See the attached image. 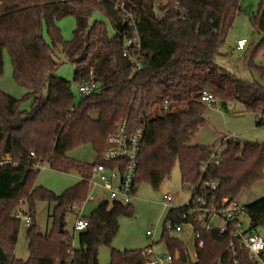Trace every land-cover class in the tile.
I'll return each instance as SVG.
<instances>
[{"label":"trees","instance_id":"obj_1","mask_svg":"<svg viewBox=\"0 0 264 264\" xmlns=\"http://www.w3.org/2000/svg\"><path fill=\"white\" fill-rule=\"evenodd\" d=\"M118 1L125 13L114 10ZM240 11V0H0V75L6 51L14 81L27 89L17 98L0 88V162L11 161L0 166V264H99L101 246L110 247L108 264H145L143 248L111 247L119 219L133 215L132 204L101 201L86 217L89 225L78 233L77 247L59 230L67 208L84 201L92 167L121 120H126L128 133L142 132L136 189L147 183L158 190L175 164L183 187L201 177L216 180L218 198L236 200L264 178V143L227 141L218 163L211 146L193 143L206 124L204 91L223 108L240 103L255 116L257 126L264 125V66L254 63L256 53L264 50V0L250 16L261 38L246 61L259 79L244 80L217 63ZM94 12L105 20L90 21ZM68 16L75 18V28L72 38L64 40L58 21ZM130 16L141 39L139 70L122 55ZM60 50L75 64L71 81L55 75L59 63L54 56ZM90 72L100 89L76 102L72 85L89 81ZM26 100L29 109H21ZM94 111L96 117L91 116ZM83 144L97 153L93 163L67 156ZM44 163L58 171L75 170L80 180L60 194L37 186L38 166ZM21 201L32 219L25 232L26 259L14 254L21 223L13 215ZM38 201L56 203L45 234L36 222ZM244 207L253 229L264 230V196ZM202 238L194 259L177 237L163 231L161 241L171 264H258L248 258L239 239L231 246L230 237L217 231L203 232Z\"/></svg>","mask_w":264,"mask_h":264},{"label":"rangeland","instance_id":"obj_2","mask_svg":"<svg viewBox=\"0 0 264 264\" xmlns=\"http://www.w3.org/2000/svg\"><path fill=\"white\" fill-rule=\"evenodd\" d=\"M259 0H240V13L236 16L232 28L228 34L225 43L221 46L222 56L217 57V63L234 73L244 80H258V76L250 71L246 61L252 48L260 40L261 34L256 31L251 22L250 16L257 10ZM92 20H105L100 12L92 14ZM64 40H70L75 28V18L68 16L58 21ZM44 38L49 43L50 38L44 30ZM240 38L247 40L246 46L236 49V41ZM55 60L59 63L55 75L59 78L71 81L73 78L75 64L69 62L63 52L57 51ZM255 65L264 66V50L256 53L254 57ZM0 88L17 97H22L27 89L18 85L12 77V67L8 53L4 52V69L0 75ZM72 89L76 95V102L80 95L78 85L73 84ZM30 100L22 102L21 109H29ZM92 117L97 116V112L91 113ZM206 124L196 133L193 143L211 146L213 152L219 157L227 141H235L244 144L264 143V125L257 126L255 116L244 110L238 102H230L226 108H223L218 102L212 106H206L205 110ZM67 156L76 161L93 163L98 155L90 144L80 145L69 151ZM80 180V175L75 170L67 172L52 169L48 164H41L36 177L35 184L53 191L56 194L62 193L65 189L74 185ZM169 194L174 198L173 206L185 205L192 196L190 189L183 187L180 178V171L177 164L172 168L171 174L158 190H154L149 184H140L132 199L133 215L121 217L119 219V229L114 236L111 247L118 250L142 249L151 245L154 252L160 256L168 251L161 236L164 229L165 219L169 207L162 205V196ZM264 196V178L256 183L251 189L243 191L236 202L242 206ZM101 201H88L82 207L76 205L68 207L65 212L63 230L72 237L73 246H78V233L74 231V223L79 212L84 217H89L91 212L99 205ZM81 204V203H79ZM77 204V205H79ZM55 202L38 201L36 203V222L39 232L45 234L52 226V213ZM152 231L153 237L147 236L146 232ZM257 231L264 233L262 228ZM26 228L20 226L18 239L14 254L17 258L26 259L29 256L27 249ZM186 243L192 259L195 255L192 251V237L183 239ZM110 259V247L101 246L98 250L99 264H108ZM170 264V263H167Z\"/></svg>","mask_w":264,"mask_h":264},{"label":"built area","instance_id":"obj_3","mask_svg":"<svg viewBox=\"0 0 264 264\" xmlns=\"http://www.w3.org/2000/svg\"><path fill=\"white\" fill-rule=\"evenodd\" d=\"M113 8L115 11L125 13L124 3L121 1L116 2ZM127 22L128 27L122 35V55L134 70H139L143 62L141 39L131 16ZM246 43V39H238L236 49H243ZM99 89L100 84L94 80L92 72L90 80L78 86L81 97L98 92ZM201 101L207 106L215 104L214 96L208 91L202 93ZM141 138V130L128 133L126 120L118 123L116 131L106 139V148L99 154L98 161L92 167L84 201L76 206L82 207L85 202L95 200L131 204L136 192L135 176ZM30 155L34 157L33 152ZM212 158L218 163L219 159L214 152ZM4 164H11V161L6 158L0 162V166ZM217 185L216 180H205L203 177L195 184L185 185L184 187L191 190L192 196L183 206H173L174 198L164 194L162 205L169 207L168 211L179 207L183 209L175 215L166 216L163 231L183 242V239L191 236L194 253L196 247H203V232L217 231L230 237L231 246L234 239H239L242 247L248 252V258L258 264H264V233L253 229L244 206L228 197H216ZM13 216L26 229L30 227L32 219L26 201L19 203ZM88 225V219L79 212L75 219L74 231H84ZM146 234L153 237L152 231H147ZM141 254L146 258L145 264H171V255L168 251L160 256L148 246L141 250Z\"/></svg>","mask_w":264,"mask_h":264},{"label":"water","instance_id":"obj_4","mask_svg":"<svg viewBox=\"0 0 264 264\" xmlns=\"http://www.w3.org/2000/svg\"><path fill=\"white\" fill-rule=\"evenodd\" d=\"M62 228H63L62 223H60L59 224V230L62 231Z\"/></svg>","mask_w":264,"mask_h":264},{"label":"crops","instance_id":"obj_5","mask_svg":"<svg viewBox=\"0 0 264 264\" xmlns=\"http://www.w3.org/2000/svg\"><path fill=\"white\" fill-rule=\"evenodd\" d=\"M241 39V38H240ZM247 44V43H246ZM246 46V45H245ZM244 46V47H245ZM195 137H196V135H195ZM195 137H194V140H195ZM195 144V143H194ZM196 144H198V142L196 143ZM201 144V143H200ZM202 145H206V144H202ZM194 253V252H193ZM194 255H195V253H194Z\"/></svg>","mask_w":264,"mask_h":264}]
</instances>
